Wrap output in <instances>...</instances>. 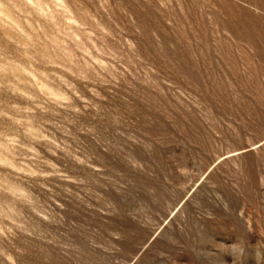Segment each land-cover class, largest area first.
<instances>
[{
	"label": "rangeland",
	"instance_id": "obj_1",
	"mask_svg": "<svg viewBox=\"0 0 264 264\" xmlns=\"http://www.w3.org/2000/svg\"><path fill=\"white\" fill-rule=\"evenodd\" d=\"M0 264H264V0H0Z\"/></svg>",
	"mask_w": 264,
	"mask_h": 264
}]
</instances>
